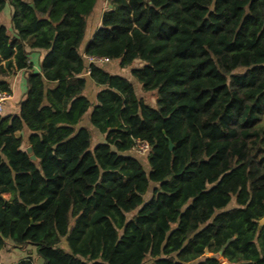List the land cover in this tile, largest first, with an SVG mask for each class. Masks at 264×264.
Instances as JSON below:
<instances>
[{
    "label": "trees",
    "instance_id": "trees-1",
    "mask_svg": "<svg viewBox=\"0 0 264 264\" xmlns=\"http://www.w3.org/2000/svg\"><path fill=\"white\" fill-rule=\"evenodd\" d=\"M99 1L0 0V91L27 72L18 112L0 114V249L32 245L42 264H221L205 249L264 264V0H105L80 50ZM83 55L129 68L154 104Z\"/></svg>",
    "mask_w": 264,
    "mask_h": 264
},
{
    "label": "crops",
    "instance_id": "crops-1",
    "mask_svg": "<svg viewBox=\"0 0 264 264\" xmlns=\"http://www.w3.org/2000/svg\"><path fill=\"white\" fill-rule=\"evenodd\" d=\"M10 13H11V9L8 5L5 6L3 8V10L0 12V23L5 25L8 29H11ZM100 14H101V12H100ZM100 14L98 17V24H99ZM91 33H92V31L88 30V28H87L83 42L80 45V50H82L84 42L90 37ZM44 53H45V50H43V49H32V50H30L29 60L31 61L32 66L35 69H38L39 63H40ZM83 57L85 59L86 64L88 65L91 62L89 59V56L83 55ZM26 74H27L26 70L20 69V70H17L15 73H13L7 77V81L9 83V87H10V94H9L10 97L5 102L2 114H13V113L18 112V103L24 97L25 92H26V82H25ZM83 76L86 78V85H85V88L83 90V93L87 96V94H86L87 87L91 86V84H94L95 85V93H94L93 98L90 99L88 96L87 97L91 101H95V94L100 87L97 86L90 78H88V68L83 73ZM48 85L50 86V85H52V83H48ZM89 112H90V110H87V112L84 113V115H83L81 121L79 122L78 126L79 125L80 126L81 125L86 126L92 132H94L92 129L93 126L89 122ZM27 133H28V130L24 129L23 131H19L16 134L17 135H24V137H25L27 135ZM4 196L7 197L8 195L5 194ZM27 255H29L32 258L34 264H42V259L35 254V247L32 245H27L25 247H16V246H13L11 244V242H8L4 247H2L0 249V261L3 263L12 264V263L16 262L17 260H19V259H21Z\"/></svg>",
    "mask_w": 264,
    "mask_h": 264
},
{
    "label": "rangeland",
    "instance_id": "rangeland-1",
    "mask_svg": "<svg viewBox=\"0 0 264 264\" xmlns=\"http://www.w3.org/2000/svg\"><path fill=\"white\" fill-rule=\"evenodd\" d=\"M106 6V2L105 0H100L97 4L96 10L94 11V13H92L90 15V17L87 19L88 20V30L93 31L98 24V17L100 12L105 8ZM140 62L139 61H135L133 62L132 66H139ZM104 67H106V69L112 73H116V74H120L123 75L125 77H127L133 84L134 86V91L135 94L137 95V97L142 98L145 102H147L148 104L153 105L154 104V96L152 92H146L143 91L140 87V84L130 75L129 73V68H120L117 65L116 61H109L106 64H103ZM95 93V85L91 84V86H88L86 89V94L87 96L91 99L93 98ZM93 129V137H92V143L95 144L97 141L102 140L103 136L97 132V130L95 129V127H92ZM135 153V156L139 159V161L142 163L143 167L145 170L148 169V165L146 163V157L142 156L139 153ZM130 151V154H134ZM141 155V156H140ZM146 155V154H145ZM150 196V189L143 195L144 199H147ZM234 202L231 201L229 203V206H233ZM131 214H127V216H130ZM204 255H202L201 257H199L197 260L202 259Z\"/></svg>",
    "mask_w": 264,
    "mask_h": 264
},
{
    "label": "built area",
    "instance_id": "built-area-1",
    "mask_svg": "<svg viewBox=\"0 0 264 264\" xmlns=\"http://www.w3.org/2000/svg\"><path fill=\"white\" fill-rule=\"evenodd\" d=\"M91 62H109V58L108 57H104V56H92L89 57ZM9 94L4 92V91H0V114L3 112L4 109V105L5 102L9 99ZM148 143L146 141H141V140H135L134 145L132 146V151L139 153L141 155H144L147 150H148ZM0 264H9V263H3L0 261Z\"/></svg>",
    "mask_w": 264,
    "mask_h": 264
},
{
    "label": "water",
    "instance_id": "water-1",
    "mask_svg": "<svg viewBox=\"0 0 264 264\" xmlns=\"http://www.w3.org/2000/svg\"><path fill=\"white\" fill-rule=\"evenodd\" d=\"M168 147H169V149L172 148V145H171L170 142L168 143ZM26 151L29 153L30 158H31L32 160H36L35 155L32 154V151H31V147H30V146H27V147H26ZM259 223H260L261 225H264V217L260 219ZM204 254H205V255H209L210 257L217 258L219 261H221V264H230V263H228L227 261L223 260V258L221 257V255H220L219 253H208V251L205 249V250H204Z\"/></svg>",
    "mask_w": 264,
    "mask_h": 264
}]
</instances>
